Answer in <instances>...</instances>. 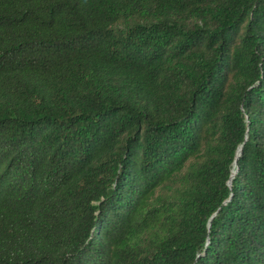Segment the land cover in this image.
<instances>
[{
	"label": "trees",
	"instance_id": "trees-1",
	"mask_svg": "<svg viewBox=\"0 0 264 264\" xmlns=\"http://www.w3.org/2000/svg\"><path fill=\"white\" fill-rule=\"evenodd\" d=\"M0 264H264V0H0Z\"/></svg>",
	"mask_w": 264,
	"mask_h": 264
}]
</instances>
